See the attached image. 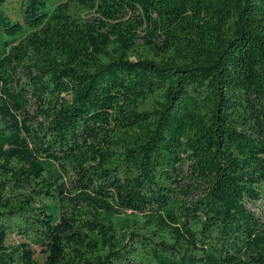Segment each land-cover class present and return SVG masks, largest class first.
Segmentation results:
<instances>
[{"label":"trees","instance_id":"16d2710c","mask_svg":"<svg viewBox=\"0 0 264 264\" xmlns=\"http://www.w3.org/2000/svg\"><path fill=\"white\" fill-rule=\"evenodd\" d=\"M264 0H0V264H264Z\"/></svg>","mask_w":264,"mask_h":264},{"label":"rangeland","instance_id":"374dc122","mask_svg":"<svg viewBox=\"0 0 264 264\" xmlns=\"http://www.w3.org/2000/svg\"><path fill=\"white\" fill-rule=\"evenodd\" d=\"M257 210L260 213H264V203L260 207H258ZM33 250L35 251V264H45L46 254L42 251V249L37 246H33Z\"/></svg>","mask_w":264,"mask_h":264}]
</instances>
